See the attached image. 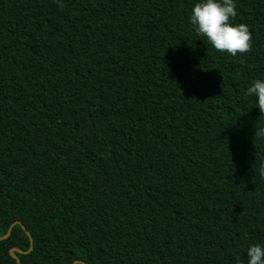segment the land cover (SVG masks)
<instances>
[{
    "label": "trees",
    "instance_id": "16d2710c",
    "mask_svg": "<svg viewBox=\"0 0 264 264\" xmlns=\"http://www.w3.org/2000/svg\"><path fill=\"white\" fill-rule=\"evenodd\" d=\"M0 0V264H247L264 246V0L250 52L201 0Z\"/></svg>",
    "mask_w": 264,
    "mask_h": 264
},
{
    "label": "clouds",
    "instance_id": "9594fccd",
    "mask_svg": "<svg viewBox=\"0 0 264 264\" xmlns=\"http://www.w3.org/2000/svg\"><path fill=\"white\" fill-rule=\"evenodd\" d=\"M63 7L60 0H56ZM237 15L234 0H201L191 11L190 23L198 35L207 38L212 47L231 56L244 55L252 49V33L245 23L232 21ZM246 95L256 97V105L264 114V80L255 79L246 90ZM255 136H264V128L256 130ZM259 175L264 179V164L259 166ZM236 264H243L238 257ZM247 264H264V246L253 244L247 250Z\"/></svg>",
    "mask_w": 264,
    "mask_h": 264
},
{
    "label": "water",
    "instance_id": "95a60500",
    "mask_svg": "<svg viewBox=\"0 0 264 264\" xmlns=\"http://www.w3.org/2000/svg\"><path fill=\"white\" fill-rule=\"evenodd\" d=\"M14 225H19V226H21L22 230H24V232L26 233V235H27L28 238L30 239V249H29V251H30V250L32 249V246H33V242H32V240H31V236L29 235L28 232L25 231V227H24L19 221H15V222H13V223L9 226V228H8V230H7V232H6V234H5L3 237H0V240L7 239V238L9 237V235H10V233H11V229H12V227H13ZM29 251L23 252V251H20V250L17 249V248H12V249L9 250V254H10V256L16 261V264H20L19 260H18L17 257L15 256L14 252L19 253V254H22V253H28ZM77 263H78V262H74V264H77ZM81 264H83V263H81Z\"/></svg>",
    "mask_w": 264,
    "mask_h": 264
}]
</instances>
